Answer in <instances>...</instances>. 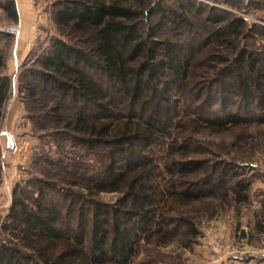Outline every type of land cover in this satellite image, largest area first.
<instances>
[{
    "label": "trees",
    "instance_id": "1",
    "mask_svg": "<svg viewBox=\"0 0 264 264\" xmlns=\"http://www.w3.org/2000/svg\"><path fill=\"white\" fill-rule=\"evenodd\" d=\"M150 1L64 0L54 6L53 20L58 26L85 32L93 43L83 48L53 38L39 57V66L26 68L21 75L20 93L35 103L41 95L45 97L48 106L36 116L60 123L85 149H106L107 162L96 175L86 178L70 169L79 167L77 162L68 163L64 182L33 178L29 192L13 189L10 207L0 223V264H140L134 260L140 239L165 241L173 235V225L174 231L195 235L191 221L180 214L176 204L212 194L224 176L218 183L204 159L184 161L181 156L167 162L152 154V144L170 136V128L179 122L173 121L169 89L183 93L186 78L197 67L187 56V46L155 38L165 22L174 29L187 25L184 9L158 7V21L143 36L141 17H147L143 9ZM0 7L12 20L17 19L14 0H1ZM209 10L212 17L208 19L224 22L220 33L246 23L240 16L226 20L215 16L214 8ZM154 13L148 11L149 17ZM246 24L251 31L264 32L259 24ZM138 57L142 62L135 61ZM209 57L211 61L213 56ZM258 60L241 52L218 73L230 77L229 90L244 97L258 95L264 103V70L256 66ZM209 69L216 68L209 64L201 74ZM166 73L170 78L159 87V78ZM38 86H42L41 94ZM8 92L9 79L0 76V117ZM193 122L221 131L244 125L245 119L226 114L198 117ZM179 150L187 153L185 145ZM236 184L239 190L246 189L241 182ZM100 192L120 196L109 206L94 199Z\"/></svg>",
    "mask_w": 264,
    "mask_h": 264
},
{
    "label": "rangeland",
    "instance_id": "2",
    "mask_svg": "<svg viewBox=\"0 0 264 264\" xmlns=\"http://www.w3.org/2000/svg\"><path fill=\"white\" fill-rule=\"evenodd\" d=\"M63 1L34 0L38 11L35 38L17 70L11 63V49L8 54L0 49V76L9 79V92L0 117V223L10 207L13 189L29 192L32 188L29 181L33 178H46L58 184L64 182L67 176L65 164L68 163L77 162V169L68 166L86 178L96 175L107 162L106 149H85L71 139L72 133L63 130L60 123L36 116L48 106L45 97L41 95L35 103L26 101L20 93L23 87L21 75L26 68L39 66L37 61L53 38H61L83 48L93 43L85 32L72 31L54 22L53 8ZM158 7L185 10L187 25L174 29L171 23L165 22L157 29L155 38L187 46V56L197 68L186 78L188 83L183 87L184 94L169 89L173 121L179 122L170 128V136L152 144V154L159 160L180 159L181 156L184 161L204 159L205 166L214 172L218 183L222 176L224 179L212 194H205L193 202L176 204L180 214L191 221L195 235L187 236L182 229L174 231L173 225V235L165 241L140 239L134 260L140 264H264V103L259 102L258 95L244 97L240 92L229 90L226 85H230V77L218 73L220 68L229 67L241 52H249L259 58L256 66L264 70V57L261 55L264 52V32L249 30L246 24L249 22H246L244 26L223 34L220 26L224 22L215 23L208 19L212 17L210 8H214L215 16L226 20L248 9L262 14L264 2L151 0L143 9L147 17H141L143 36L158 21ZM150 10L155 13L149 17ZM6 40L4 46H10L11 39ZM210 55L213 59L208 61ZM141 60L138 57L135 61ZM209 64L216 69L201 74ZM161 78L159 87H162L164 79L170 78V73ZM41 89L42 86H38V94H41ZM60 114H64L63 110ZM226 114L242 116L244 125L210 131L193 122L198 117L219 118ZM2 131L13 138L15 150L6 147ZM172 141L176 144L173 145ZM180 145L186 146L187 153L179 150ZM238 181L246 186L245 190H239ZM72 189L82 191L80 186H72ZM119 196L118 192H100L94 199L114 206ZM174 212L171 215L176 214Z\"/></svg>",
    "mask_w": 264,
    "mask_h": 264
},
{
    "label": "crops",
    "instance_id": "3",
    "mask_svg": "<svg viewBox=\"0 0 264 264\" xmlns=\"http://www.w3.org/2000/svg\"><path fill=\"white\" fill-rule=\"evenodd\" d=\"M248 1L249 0H245V2ZM14 3L16 6L17 19L12 20L0 7V26L17 24L19 32L15 36L8 34L0 35V49H2L6 54H8V50L11 49V63L17 70L33 44L32 40L35 38L38 11L34 0H14ZM256 13L258 14V12ZM262 14H264V11ZM6 39H11V48L9 45H7L9 48L4 46L6 45Z\"/></svg>",
    "mask_w": 264,
    "mask_h": 264
},
{
    "label": "built area",
    "instance_id": "4",
    "mask_svg": "<svg viewBox=\"0 0 264 264\" xmlns=\"http://www.w3.org/2000/svg\"><path fill=\"white\" fill-rule=\"evenodd\" d=\"M238 15L245 22L256 23L264 26V14H257L254 10H244L238 12ZM19 32V28L17 24H10L5 26H0V35L8 34V35H17ZM12 150H15V144L13 143Z\"/></svg>",
    "mask_w": 264,
    "mask_h": 264
},
{
    "label": "water",
    "instance_id": "5",
    "mask_svg": "<svg viewBox=\"0 0 264 264\" xmlns=\"http://www.w3.org/2000/svg\"><path fill=\"white\" fill-rule=\"evenodd\" d=\"M1 135L6 137V147L8 149H11L13 147V138L10 135H8L7 132L5 131H2Z\"/></svg>",
    "mask_w": 264,
    "mask_h": 264
}]
</instances>
